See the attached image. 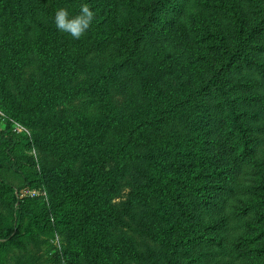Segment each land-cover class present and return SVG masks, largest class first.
Instances as JSON below:
<instances>
[{"label":"trees","instance_id":"trees-1","mask_svg":"<svg viewBox=\"0 0 264 264\" xmlns=\"http://www.w3.org/2000/svg\"><path fill=\"white\" fill-rule=\"evenodd\" d=\"M241 1L0 0V94L18 121L28 112L35 117L28 120L35 131L24 142L2 140L12 160L20 145L50 153H41L35 175L53 208L62 196L56 213L71 238L58 263L201 264L202 253L210 259L221 251L217 264H246L235 262L232 253L253 242L264 254V226L257 223V215L263 223L264 215L248 207L257 234L249 237L250 224L242 228L241 241L229 240L223 225L236 217L222 214L223 205L213 199L215 193L231 197L240 191L249 172L241 169V183L225 186L222 162L237 159L242 167L264 146V60L255 67L260 74L253 70L264 54V0ZM85 2L105 10L94 11L80 39L55 28L57 8L75 14ZM173 9L172 22L163 28L161 14ZM40 13L46 20L38 22L36 34L42 51L30 58L22 42L35 44L26 31ZM21 20L29 23L23 36ZM22 86L24 98H15L13 88ZM79 98L96 103L97 112L68 110ZM209 127L225 136L221 156L210 153L202 138ZM258 157L264 160V150ZM24 178V184L36 183ZM0 186L19 190L1 177ZM26 203L14 194L10 206L23 214ZM3 227L0 244L11 243L12 229ZM133 234L156 244H141Z\"/></svg>","mask_w":264,"mask_h":264},{"label":"rangeland","instance_id":"rangeland-1","mask_svg":"<svg viewBox=\"0 0 264 264\" xmlns=\"http://www.w3.org/2000/svg\"><path fill=\"white\" fill-rule=\"evenodd\" d=\"M238 1L242 3L241 0ZM199 7H202V5H199ZM99 10L104 11L105 7H102L101 4L94 11L98 12ZM106 11L108 12V10ZM179 11L180 8L176 9L177 15H179ZM173 13L174 9L169 15L165 16L164 12L161 14L160 23H162L163 28L169 27L170 22H172L171 17L174 16ZM99 15L105 16L103 13H100ZM197 15H199L198 12ZM36 18V21L32 23L33 29L26 31L27 36L33 35L35 44L28 46L24 39L22 42V52L25 55L28 50L30 55L26 54V56H29L30 58L31 56H34V54L37 55L42 51L40 47L42 45H37L38 38H36V34H39L41 29L38 22L42 21L45 23L46 20L42 19L43 15L41 13L37 15ZM99 20L100 18H97V21ZM26 24L29 25V23L24 22V20L19 22L20 33H22V36L24 33L22 27ZM63 34L71 37L66 33ZM169 34L171 35L172 33ZM11 35H15V33H11ZM57 36L59 37V35ZM171 37L172 42L178 45V41H180L178 36L174 35ZM181 44H183V41L180 42L179 45ZM263 60L264 54L261 55V60L254 64L253 70L255 74H260V70L255 67H258ZM31 71L32 68L29 67L25 70L26 84L29 83L27 76ZM78 72L79 74L82 73L81 77H83V73L86 74L87 72L86 66L81 65ZM7 87L8 92L11 94V88L9 86ZM22 88L23 86L15 87V89L13 88L15 98L20 99V97L22 98L24 96V94L21 96L23 91ZM6 98H10V95H6ZM116 98L120 100L121 92L116 96ZM206 99L209 100V98ZM6 103L7 102L3 95L0 94V177L12 183L16 188H19V190L17 192H10L8 190H2L0 186V230L3 226V228H6L7 231L12 229L11 236L13 237L11 243L0 244V264H60L56 261V259L60 256L63 249L67 248V241L71 238L68 225L59 223L60 217L58 215H60V213H56L57 210L62 208V205H59L58 203V201L62 199V196L55 198L57 204L56 207L53 208L48 199V193L45 187L37 183L39 179L35 175L38 172V165L40 164V158L42 156L41 153L47 156H49L50 153L45 150L40 151L38 148L31 145H20L14 150V153L16 154L15 160H12L9 155H7V143L4 142L2 138L5 137L7 139H16L24 142L25 137L30 136L31 133L35 131L33 127L28 125V120H34L35 117L34 114L30 115L28 112V114H25L24 121H18V119L11 115L8 107H6ZM66 107L68 110L77 108L79 110H83L87 114L96 113L98 110L97 104L86 98L72 100ZM202 138H205V140L209 143L208 146L210 153L217 154L219 156L223 155L225 148V136H222L221 128L212 129V127H209V129L203 134ZM209 140H213V143H210ZM263 150L264 146L259 145L256 156H248L242 167L240 166L242 162L237 159H229L224 162H222V160L219 161V163L222 162L221 166H226V171L219 176L220 178L224 175L223 182L225 186L230 187L232 185V187H236L239 182L241 183V177H243L241 169L249 171L248 175L245 177V182L242 185L243 188L240 191L236 188L231 197H228V191H224L223 193L219 192L218 194L215 193L213 198L216 205L219 204V202L223 205L222 209H220L222 214L225 216H229L230 214V217H236L229 223V225L228 223L223 225L222 232L227 235L229 240L235 238L237 241H241V232H243V229H246L251 224L250 215L246 213L249 212L248 207L251 208L252 211L253 208H255L259 214L264 215V186H262L264 183V160L261 157L256 158ZM217 159V157L209 158V160L213 163H217ZM208 166L209 162L206 163V167ZM209 172L212 173V171H208V173ZM25 176L32 177L36 183L34 185L24 184ZM203 179L209 180L208 177H203ZM192 180L194 181V177H192ZM130 188L131 185L124 187L123 196L129 192ZM14 194L25 203L28 199L32 200L28 201L31 203L28 204L26 213L22 214L18 209L16 210L14 207L12 208L10 206ZM225 200H227V202L226 204H223ZM49 204L50 208L47 210ZM249 213L252 214L251 212ZM260 219V215H257V223L259 227H263L264 223L260 221ZM62 225L65 226L67 230H61L60 228ZM251 225L252 230L249 231L250 238L257 234L258 231L256 228H259L256 223ZM185 232L186 231H184V234ZM132 237L136 240L138 239L141 244H147L150 246L156 244L155 238H150L148 236L138 237L134 234ZM253 243H249L247 248L244 247L238 249L236 253H232L235 262H245L246 264H264V254L257 252V250L253 248L255 247V244L253 245ZM70 249H72L71 246ZM203 250L206 251L209 249L204 247ZM210 250L221 249L212 247ZM218 252L219 253L211 254L210 259L207 256L208 254L202 253L200 261L201 264H217L219 260L217 262L214 260L222 256L220 254L221 251Z\"/></svg>","mask_w":264,"mask_h":264},{"label":"clouds","instance_id":"clouds-1","mask_svg":"<svg viewBox=\"0 0 264 264\" xmlns=\"http://www.w3.org/2000/svg\"><path fill=\"white\" fill-rule=\"evenodd\" d=\"M95 18V12L85 2L73 14L67 7H59L55 10L53 22L55 28L61 33H66L74 39H80L91 27Z\"/></svg>","mask_w":264,"mask_h":264}]
</instances>
